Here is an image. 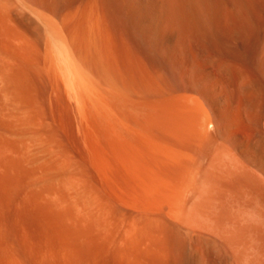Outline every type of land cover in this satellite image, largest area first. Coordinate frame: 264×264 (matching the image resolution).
<instances>
[{"label":"bare ground","instance_id":"6f19581e","mask_svg":"<svg viewBox=\"0 0 264 264\" xmlns=\"http://www.w3.org/2000/svg\"><path fill=\"white\" fill-rule=\"evenodd\" d=\"M0 264H264V0H0Z\"/></svg>","mask_w":264,"mask_h":264}]
</instances>
